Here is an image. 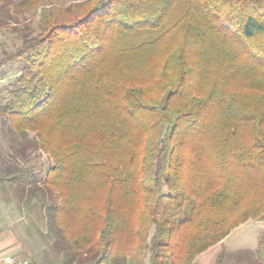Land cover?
Listing matches in <instances>:
<instances>
[{
	"label": "trees",
	"instance_id": "1",
	"mask_svg": "<svg viewBox=\"0 0 264 264\" xmlns=\"http://www.w3.org/2000/svg\"><path fill=\"white\" fill-rule=\"evenodd\" d=\"M8 4L0 27L35 13L39 30L4 57L24 67L0 95L21 138L0 185L45 222L57 264H193L264 221V0Z\"/></svg>",
	"mask_w": 264,
	"mask_h": 264
},
{
	"label": "rangeland",
	"instance_id": "2",
	"mask_svg": "<svg viewBox=\"0 0 264 264\" xmlns=\"http://www.w3.org/2000/svg\"><path fill=\"white\" fill-rule=\"evenodd\" d=\"M22 0H9L8 9L11 14L17 15V5ZM83 0H58L61 5ZM20 24L10 22L9 26L0 27V95L7 101V91L11 89L24 67V62H6L4 57L21 46L23 33L19 30L24 26L31 29L30 34L35 35L39 30L38 15L24 14L18 16ZM32 139L34 135L31 134ZM34 141V140H32ZM21 138L12 134L9 129L3 127L0 121V172L10 163L11 156H17ZM33 146H30V150ZM29 150V151H30ZM23 163V160L19 162ZM52 164L51 158L42 152L31 154L26 163L32 167L39 177L45 175ZM41 231V232H40ZM154 228L151 231L153 234ZM264 231V221H248L236 228L227 238L210 248L204 254H200L193 264H216L217 258L222 251L228 252L232 263H237V255H241V264H261L256 246H259V237ZM42 233V234H41ZM48 230L44 221L38 219L36 212L25 211L19 200L15 189L9 184L0 185V242L2 249L9 250L12 255L20 256L31 264H57L59 258L55 257L50 249V240L47 236ZM243 249V250H241ZM254 249V250H249ZM240 250V251H239ZM238 251V253H237ZM241 253V254H239Z\"/></svg>",
	"mask_w": 264,
	"mask_h": 264
},
{
	"label": "built area",
	"instance_id": "3",
	"mask_svg": "<svg viewBox=\"0 0 264 264\" xmlns=\"http://www.w3.org/2000/svg\"><path fill=\"white\" fill-rule=\"evenodd\" d=\"M0 264H31L28 260L15 255H1Z\"/></svg>",
	"mask_w": 264,
	"mask_h": 264
},
{
	"label": "crops",
	"instance_id": "4",
	"mask_svg": "<svg viewBox=\"0 0 264 264\" xmlns=\"http://www.w3.org/2000/svg\"><path fill=\"white\" fill-rule=\"evenodd\" d=\"M262 232H264V231H262ZM258 244H257V246H256V250H258ZM3 248V246H2V244H1V242H0V256L1 255H12L11 253H9L10 251L9 250H4V249H2ZM241 250H243V249H241ZM249 250H254V249H249ZM240 251V250H239ZM228 253V252H227ZM237 253H238V251H237ZM204 254V253H203ZM202 255V254H201ZM199 257V256H198ZM197 257V258H198ZM196 258V259H197ZM230 258H231V256L229 257L228 256V254H227V257H226V259H225V264H235V263H232V261H230ZM260 258V260H261V264H264V256H262V257H259ZM238 261V260H237ZM195 262H196V260H195ZM194 262V263H195ZM242 262L241 261H238L236 264H241Z\"/></svg>",
	"mask_w": 264,
	"mask_h": 264
}]
</instances>
